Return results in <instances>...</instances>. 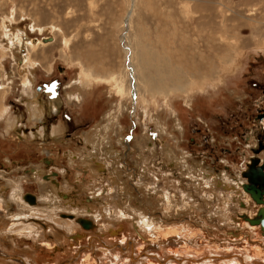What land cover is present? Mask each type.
Returning a JSON list of instances; mask_svg holds the SVG:
<instances>
[{
  "label": "rangeland",
  "instance_id": "1",
  "mask_svg": "<svg viewBox=\"0 0 264 264\" xmlns=\"http://www.w3.org/2000/svg\"><path fill=\"white\" fill-rule=\"evenodd\" d=\"M145 44H151L150 51L157 55L171 56V62L180 68L186 91L148 95L142 89L138 75ZM126 47L129 64L124 55ZM150 60L152 66L158 65L151 57ZM82 69L101 75L99 78L104 80L80 78ZM132 74L137 79L135 100L126 93ZM31 79L34 87L43 86L49 94L45 90L37 101L32 95ZM24 91L33 101L23 95ZM70 96L78 98L69 99ZM2 107L7 112L0 116V222L5 221L1 227L7 225V217L26 212L11 198V184L15 182L14 187L23 196L37 198L40 212L36 216L49 227L52 225L53 232L25 239H12L10 234L7 239L0 236V252L23 256L31 264H145V255L138 257L139 248L145 249V243L134 238L133 248L122 250V261L116 263L119 248L115 240L127 239L128 228L125 222L105 214L104 207L116 205L117 199L125 196L137 211L117 212L129 217L127 223H139V215L161 217V222L174 219L175 204L161 208L158 195L143 193V185L137 187L128 179L134 170L139 176V159L148 161L153 156L151 147L155 163L160 161L159 156H163L162 163L172 161L168 163L176 175L170 173L167 187L175 191L183 189L172 183L184 184L191 191V186L200 181L216 184L218 177L225 181L226 188L234 189L238 184L235 179H247L242 175L249 171L248 158L255 155L259 159L255 167L264 164L260 161L264 153L254 154L249 149L257 126L264 128V117L258 119V115H264V0H0V110ZM32 109L33 117L29 115ZM39 111L44 119H32L41 115ZM7 123H12L11 129ZM159 139L164 150L159 149ZM89 158L101 162L105 172L91 175L83 164ZM118 166L126 174V178H119L120 182L125 181L122 188L115 179ZM35 169L42 175L56 173L52 178L59 209L49 212L50 204L42 196L53 185L39 186L33 177ZM192 169L198 170V176L194 172L189 177ZM209 172L214 173L210 175L214 179L206 176ZM164 178L166 175L161 181ZM211 197L209 205L194 203L200 208L195 211L196 216L188 215L190 223L184 227H189L190 233L193 228L204 232L210 228L212 234L208 233L211 237L207 242L211 243L236 242L245 234L247 238L248 232H243L239 223L234 227L224 225L221 218H227L230 211H224ZM187 198L197 196L191 192ZM72 210L79 213L73 220H89L93 230L83 228L82 220L78 225L62 218L71 217L67 213ZM236 211L247 215L242 208ZM233 212L230 213L234 218ZM247 212L252 217L253 207H247ZM96 218L98 223L93 220ZM165 222L164 225L168 223ZM68 225L73 227L72 233L67 232ZM134 226L138 228L139 224ZM13 227L15 231L24 226L21 223ZM109 228L115 234L108 233ZM46 243L50 248L61 247V251L49 250ZM150 243L146 242L155 246ZM198 250L202 255L197 259L212 256V261L204 264H230L225 253L210 255L201 245ZM232 251L227 255L244 256L241 264H254L264 257ZM72 255L77 258L68 263ZM0 264L16 263L0 258Z\"/></svg>",
  "mask_w": 264,
  "mask_h": 264
},
{
  "label": "bare ground",
  "instance_id": "2",
  "mask_svg": "<svg viewBox=\"0 0 264 264\" xmlns=\"http://www.w3.org/2000/svg\"><path fill=\"white\" fill-rule=\"evenodd\" d=\"M128 17V16H127ZM126 17V18H127ZM126 18H125V22H126ZM29 43V42H28ZM31 45V44H30ZM151 47V48H150ZM142 48H143V50H144V52H143V59L141 58L140 59V61L142 60L143 62L140 64V69H139V75H138V78H139V80H140V85H142V89L143 90H145V91H147V94L149 95V94H151L152 93V95H154V94H161V95H169V94H171V93H173V94H175V93H180V92H183V91H186L187 90V88H186V86H184V84L181 82L182 81V78H181V71H180V68L178 69L177 67H175V64L174 63H172L171 62V59H170V55H168V56H166L165 57V55H157L156 54V51L154 52V51H150V50H152L153 48H152V46H151V44H145V45H143L142 46ZM124 49V55H125V58H126V60H127V62H128V64H129V61H130V55H129V52H128V49H127V47L126 48H123ZM170 56V57H169ZM148 57V58H147ZM150 57H151V59L152 60H154L156 63L158 62V65H155V66H152L151 64H150ZM132 58V57H131ZM89 62H91V61H89ZM152 62V61H151ZM161 64V65H160ZM152 66V67H151ZM151 67V68H150ZM81 73H83V75L80 73V78L82 77V78H85L86 80H89V81H101V80H104V79H101V78H99V77H102L101 75H94V74H92L91 73V71H89V70H86V71H84L83 69L80 71ZM134 72V70L132 71V73ZM113 75V74H112ZM109 76V75H108ZM136 81H137V79H136V77L134 76V74H132L131 75V77L129 78V86H127L128 87V91L126 92L127 94H129V96L130 97H132V99L133 100H135L136 99V97H135V94H138L137 92H138V88L135 86L136 85ZM80 82V81H79ZM185 84H187V83H185ZM137 88V89H136ZM78 92V91H77ZM24 94H26V93H28V91H24L23 92ZM72 98H76V100H77V98L78 97H69V99H72ZM161 132H162V130H161ZM159 141L161 142V140L159 139ZM143 148V147H142ZM159 149H160V146H159ZM161 149L162 150H164V146H162L161 147ZM166 149V148H165ZM167 150V149H166ZM109 151V150H108ZM149 154V153H148ZM151 155V154H150ZM170 155V154H169ZM115 156V155H114ZM164 156H166V157H168V154H166V152H165V155ZM173 156V155H172ZM176 156V155H175ZM112 157V156H111ZM110 157V158H111ZM150 157V156H149ZM163 157V156H162ZM108 158V157H107ZM109 158V159H110ZM116 157H114V159H115ZM148 158V157H147ZM113 159V158H112ZM169 159V158H168ZM183 159V158H182ZM181 159V160H182ZM164 161V160H163ZM165 162V161H164ZM169 162V161H168ZM172 162V161H171ZM171 162H169V163H171ZM94 163V166L92 167V168H95V170L97 171L98 170V168H99V170H101V168L98 166V164L96 163V162H93ZM172 164H175V163H172ZM137 167V166H136ZM89 168H90V165H89ZM172 168V167H171ZM184 168V167H183ZM258 168L261 170V168L260 167H256V168H254V167H252L251 169H252V171H256V170H258ZM117 169H119V171H118V174L116 175V177L117 178H115L116 180H118V186L120 187V188H122L123 187V184L125 183V181L124 182H120V179L121 178H126V174H125V172L123 173V169L121 168L120 169V167L118 166V168ZM136 169V168H135ZM186 169V168H185ZM194 169H192L190 172H192V173H188L189 174V176L191 177V176H193L195 173L194 172H196V170L195 171H193ZM93 171V170H92ZM102 171V170H101ZM122 171V172H121ZM138 171V170H137ZM38 172V171H37ZM98 172V171H97ZM197 172H198V170H197ZM196 172V176H198L197 173ZM136 173V172H135ZM181 173V172H180ZM262 173L264 174V172L262 171ZM36 174V173H35ZM125 174V175H124ZM226 174V173H225ZM2 175V174H1ZM0 175V176H1ZM91 175H92V173H91ZM95 175V174H94ZM202 175V174H201ZM209 175H213L214 176V174H208V178H209ZM218 176V175H217ZM35 177V176H34ZM142 177V176H141ZM200 177V176H199ZM223 177V176H222ZM37 178H39V177H37ZM120 178V179H119ZM207 178V177H206ZM211 178H213V177H211L210 176V179ZM243 178V177H242ZM241 178V179H242ZM42 179V178H41ZM214 179V178H213ZM244 180H245V178H243ZM205 180V179H204ZM237 180V179H236ZM235 180V181H236ZM194 182H197V180L195 179V180H193ZM208 181V180H207ZM212 181V180H211ZM216 181V184L215 183H213V181H212V183L211 182H209V183H207L206 184V188H208V189H211V190H213L214 191V193H212V195L214 196V201H216V202H218V204L221 206V204L224 202L223 200H224V193L220 190V188H225V190H226V185H224V182H222V180H221V178L219 179V177L218 178H216L215 180H214V182ZM246 182L242 185V189H243V191L248 195V197L250 198V200L253 202V205H251V206H253V210H254V216L253 217H249L248 215H249V213L247 212V215H245V214H243L242 216H241V218L243 219V221L245 222V224L247 223L249 226H252V227H257L258 229H259V231H260V234H261V236L263 237V239H264V235L262 234V228L260 227V225H259V223L257 222V224H250L249 223V221L250 220H258L259 218L257 217V212L262 208V206L260 205V204H257L252 198H251V196H250V194H249V190H247V188H245V186L246 187H248L249 185H254V189L255 190H259V188H260V186H258L255 182H254V180H248V179H246L245 180ZM38 183V182H37ZM40 183H42V182H40ZM202 182L200 181V184H201ZM238 183H239V181H238ZM196 185H194V187L198 190L199 188H198V186H202V185H200L198 182L197 183H195ZM199 184V185H198ZM13 185H14V183H13ZM42 185V184H41ZM40 185V186H41ZM203 185H205V183L203 184ZM239 185V184H238ZM241 185V184H240ZM46 186V185H45ZM44 186V187H45ZM113 186V185H112ZM237 186V185H236ZM108 187V186H107ZM117 187V186H116ZM140 187H141V185H140ZM184 187V186H183ZM127 188V187H126ZM16 189V188H15ZM67 189V188H66ZM112 189L114 190V188L112 187ZM184 189V188H183ZM230 189H232V188H230ZM230 189H228V190H230ZM46 190V189H45ZM147 191H150V189L149 188H147L146 189ZM154 190V189H153ZM227 190V191H228ZM235 190V189H234ZM237 190V189H236ZM235 190V191H236ZM47 191V190H46ZM111 191V190H110ZM117 191V190H116ZM113 192V191H112ZM121 192V191H120ZM155 192V191H154ZM188 192H190V191H188ZM233 192V191H232ZM237 192V191H236ZM240 192V191H239ZM239 192H237V194H239ZM20 193V192H19ZM50 195H49V200L48 201H50V203L51 204H53L52 205V207L53 208H58V206H59V203L57 202V197L56 196H54L53 194V192L52 191H50ZM144 193V192H143ZM198 193V192H197ZM241 193V192H240ZM111 194H113V193H111ZM120 193H117V195L118 196H120L119 195ZM147 194H149V193H147ZM158 195L159 197L157 198V199H159L158 201L161 203V205H162V207L161 208H164L165 207V205H166V203H167V201H166V199L169 201V198H168V196H169V193H167V194H155V193H152V194H150V196H152V195ZM114 195V194H113ZM113 195H110V196H113ZM241 195V194H240ZM46 196V195H45ZM109 196V195H108ZM115 196V195H114ZM123 196V195H122ZM181 196V195H180ZM203 196V195H202ZM235 196V195H234ZM237 196V195H236ZM16 197V196H15ZM19 197V196H18ZM27 197L28 196H25L24 198H26L27 199ZM103 197V196H102ZM184 197V196H183ZM264 197V196H263ZM19 198H21V197H19ZM29 198H31V197H29ZM111 198H113V197H111ZM122 199H123V202H121L120 203V200L119 199H117V203H116V206H117V208H118V210H120V209H122V211H129L130 212V208H128V205H129V201H130V199H127V197H125V196H123V197H121ZM120 198V199H121ZM239 198V197H238ZM37 199V198H36ZM161 199L164 201V202H161ZM182 199V198H181ZM188 199V198H187ZM17 200V199H16ZM27 200H29V199H27ZM183 200V199H182ZM181 200V201H182ZM236 200V199H235ZM244 200V199H243ZM242 200V201H243ZM262 200H263V198H262ZM2 201V200H1ZM17 201H19V200H17ZM47 201V200H46ZM133 201V200H132ZM180 201V202H181ZM23 202V201H22ZM29 202H30V200H29ZM31 202L32 203H34L33 202V198H31ZM244 202V201H243ZM37 203V202H36ZM169 204H172V203H170V202H168ZM185 203L187 204V202L185 201ZM240 203V202H239ZM250 203V202H249ZM6 204V203H5ZM49 204V203H48ZM61 204V203H60ZM169 204H167V205H169ZM174 204V203H173ZM180 205H184V204H181V203H177V204H175V209L174 208H172V209H174L175 211H174V213H173V218L174 219H172L171 221H169L168 223H166L165 221H163V222H165L166 224L164 225L163 224V222H161L160 220H161V217L159 218V217H156V218H153V217H144V216H141V215H139V218H140V221H139V226H138V228H135V227H133L132 229H131V231H130V228L131 227H129L127 224H123L125 227H127L128 228V237H130L131 239L132 238H134L136 241H137V239H139V240H143L144 242L143 243H145L144 245H145V249L142 247V248H139V250H140V256H138V257H140L141 258V255H142V253L145 255V264H202V262H204V263H206V262H211L212 261V258H210V257H212V256H207V255H203V258L202 259H197L200 255H202L200 252L198 253V248H191V247H189L188 245H186V243L184 244V242H182V241H179L178 240V238H180L179 236L182 234H185L187 231H189V227L188 228H185L184 227V225H186V224H188L189 222H183L184 220L183 219H181V218H183V217H185L184 219H188L187 217H188V215H190V214H188L187 212L189 211V209H186V211H185V213H182V211H184V210H180L181 208L179 207ZM191 205V203H188V205H186V207H188V206H190ZM218 205V206H219ZM160 206V205H159ZM104 207V206H103ZM23 208V207H22ZM33 208V207H32ZM49 208V207H48ZM115 208V209H114ZM124 208V209H123ZM180 208V209H179ZM184 208V207H183ZM189 208V207H188ZM218 208V207H217ZM240 208H242V209H244V210H246L247 211V208L246 207H244L243 205H241L240 206ZM252 208V207H251ZM26 209V208H25ZM34 209V208H33ZM114 209V210H113ZM113 209L112 208H110V207H108V206H105L104 207V212H105V214L106 213H108V214H111L112 216H114L117 220H118V222H126L125 220H123L122 221V218H121V216L117 213L118 211H117V209H116V207H114L113 206ZM168 209V208H167ZM221 209V208H220ZM237 209H239V207L237 208ZM52 210H54V209H52ZM222 210V209H221ZM256 210V211H255ZM31 209L29 208V206H28V208H27V212L29 213V214H31ZM55 211V210H54ZM173 211V210H172ZM240 211V210H239ZM243 211V210H242ZM135 212H137V211H135ZM220 212V211H219ZM131 213V212H130ZM132 213H134V212H132ZM20 214V213H19ZM27 214V213H26ZM79 213L75 210L74 212H73V214H71L70 216L72 217V219L71 220H68L69 222H73L74 220H73V218L75 217V215H78ZM119 215L118 217L120 218V219H118V217L117 216H115V215ZM193 214V213H192ZM238 214H240V213H238ZM242 214V213H241ZM240 214V215H241ZM38 215V214H37ZM194 215H195V212H194ZM22 216H24V215H22ZM52 216H54V215H52ZM96 216H97V214H96ZM27 218H24V219H22V218H19L18 219V221H9V222H7V225L6 226H3V227H1L2 225H4L5 224V221L4 222H1L0 223V236L1 237H3L4 239H7V236H8V234H10V237L13 239L15 236H17V237H21V236H23V238L24 237H28V236H30V237H39V234L41 233V232H43V231H45L46 233H44V234H47L48 232H53V228L50 226H48V224L47 223H45V222H43V220H42V222L46 225V227H44L43 228V226L40 224V226L39 227H41L42 226V230L38 227V225H39V222H38V220L37 221H34L33 219H32V217H34V216H32V214H31V216H26ZM228 217V216H227ZM17 218V217H16ZM35 218V217H34ZM54 218V217H53ZM66 218H70V217H67L66 216ZM110 218V217H109ZM219 218V217H218ZM15 219V218H14ZM97 219V218H96ZM114 219V218H113ZM221 219H224V218H221ZM67 220V219H66ZM94 220V219H93ZM115 220V219H114ZM219 220V219H218ZM181 221V222H180ZM186 221V220H185ZM229 221V220H228ZM128 222V221H127ZM138 222V221H137ZM22 223V225L24 226L23 228H21V229H18V230H12L14 227V225L16 226L17 224H21ZM229 223V222H228ZM241 224V223H240ZM62 225V224H61ZM190 225V224H189ZM247 225V226H248ZM12 226V227H11ZM92 226H93V224H92ZM102 226V225H101ZM248 226V227H249ZM10 227H11V230H10ZM94 227V226H93ZM93 227L91 228L92 230H93ZM190 227H191V225H190ZM229 227V226H228ZM234 227V226H233ZM246 227V226H245ZM107 228V227H106ZM67 229L69 230V232L70 231H72L73 230V227H71V225H68L67 226ZM255 229V228H254ZM10 230V231H9ZM108 230L109 229H107V232H108ZM253 231V230H252ZM130 232L133 234V235H130ZM26 233V234H25ZM114 234H115V232H113ZM43 234V233H42ZM49 234V233H48ZM187 234H188V232H187ZM199 234V233H198ZM253 234H254V232H253ZM41 235V234H40ZM55 235V234H54ZM64 235V234H63ZM78 235V234H77ZM45 236V235H44ZM49 236V235H48ZM147 236H150V239H147ZM259 236V235H258ZM37 237V238H38ZM55 238H56V240H57V237L56 236H54ZM183 237V236H182ZM261 237V238H262ZM44 238V237H43ZM71 238V237H70ZM80 238V237H79ZM144 238H146L145 240H144ZM149 238V237H148ZM188 238V237H187ZM186 238V239H187ZM25 239V238H24ZM40 239V238H39ZM50 239H51V237H50ZM72 239H74V237H72ZM121 240H120V242L122 243L123 242V244L125 245V248H126V250H131L132 248H133V246H134V244L132 243V242H128L127 244H125L126 243V239L125 238H120ZM252 239V238H251ZM71 240V239H70ZM91 240V239H90ZM119 240V239H118ZM260 240V239H259ZM13 241L14 240H11L10 242L13 244ZM32 241V240H31ZM62 241V240H61ZM72 241V240H71ZM89 243H90V241L89 240H87ZM151 242V243H153L155 246H148V244H146V242ZM262 241V240H261ZM64 242V241H63ZM82 242V241H81ZM119 242V241H118ZM117 242V243H118ZM181 242V243H180ZM198 242V241H197ZM224 242V243H223ZM222 243L221 242H213L214 244H220V248H222V250L223 249H227L228 247H227V243L225 242V241H223ZM58 243L60 244L61 242L58 240ZM84 243V242H83ZM103 243V242H102ZM150 243V244H151ZM79 244V243H78ZM198 244H200V243H198ZM223 244V245H222ZM45 246H46V248H50V245H49V243H46V244H44ZM64 243H62V248L64 247ZM70 245V247H72L73 246V244H69ZM123 245V246H124ZM44 246V247H45ZM58 246V245H57ZM94 246H95V244H94ZM117 246V245H116ZM143 246V245H142ZM158 246V248H156L155 249V247H157ZM197 246V245H196ZM206 246V245H205ZM235 247V246H234ZM45 248V249H46ZM236 248V247H235ZM243 248V247H242ZM249 248V247H248ZM255 248V247H254ZM253 248V249H254ZM13 249V248H12ZM11 249V250H12ZM50 249H52V250H54L55 252H60L61 251V247L59 248V246L58 247H51ZM49 249V250H50ZM59 249V250H58ZM202 250L203 249H206L208 252H209V254L210 255H214V253L215 254H219V256H224L225 254H226V256L225 257H230V255L228 256L227 254V252L224 250V251H222V252H220L221 254L222 253H225V254H223V255H221L220 253H218V251L216 250V252H215V248H214V250L212 251V250H210L211 249V247H206V248H201ZM247 249V248H246ZM245 249V250H246ZM86 250V249H85ZM94 250V249H93ZM149 250H152L153 252H155V254L157 255H152L153 253L151 252V251H149ZM232 250V249H231ZM239 250H241V249H239ZM244 250V249H243ZM248 250H250V249H248ZM10 251V250H9ZM13 251V250H12ZM15 251V250H14ZM22 252V251H21ZM50 252V251H49ZM73 252V251H72ZM109 252V251H108ZM139 252V251H138ZM148 252H151V255L150 254H147ZM263 252H264V250H263ZM16 253V252H15ZM83 253V252H82ZM122 253V252H121ZM249 253H251V252H249ZM19 254V253H18ZM24 254V253H23ZM90 253H88V255H89ZM253 254V253H252ZM93 255H94V253H93ZM130 255V254H129ZM50 256V255H49ZM76 256H78V255H76ZM95 256V255H94ZM121 256V255H120ZM120 256L119 255H115V259H116V263H119L120 261H122V259L120 258ZM131 256V255H130ZM249 256V255H248ZM23 256H16V254H11V255H8V253L7 254H5V253H1L0 252V258L1 259H3V260H6V261H11V262H13V263H16V264H31V262H28V260L27 259H23L22 258ZM79 257V256H78ZM88 257V256H87ZM239 259H240V255H238L237 256ZM243 257V256H242ZM261 257V256H260ZM75 258H77V257H75V256H73L72 255V257H71V259L68 261V263H71L72 262V259H75ZM80 258V257H79ZM91 258V257H90ZM123 258V257H122ZM94 259V258H93ZM136 259V258H135ZM135 259H132L133 260V262L134 261H138V260H135ZM138 259V258H137ZM167 259H168V261L169 262H167ZM214 259H218V258H216L215 256H214ZM221 259V258H220ZM223 259V258H222ZM231 259V258H230ZM27 260V261H26ZM67 260V259H66ZM77 260V259H76ZM86 260V259H85ZM194 260H197V261H194ZM35 261V260H34ZM80 261H82L81 259H80ZM144 261V260H143ZM230 261V264H232L233 263V261H231V260H229ZM259 261H262L263 263H264V257L263 258H259V260L256 262V263H254V264H262V263H260ZM73 263V262H72ZM203 263V264H204ZM225 263V262H224ZM63 264V263H62ZM64 264H67V262H65ZM93 264V263H92ZM115 264V263H114ZM120 264V263H119ZM226 264V263H225Z\"/></svg>",
  "mask_w": 264,
  "mask_h": 264
},
{
  "label": "crops",
  "instance_id": "3",
  "mask_svg": "<svg viewBox=\"0 0 264 264\" xmlns=\"http://www.w3.org/2000/svg\"><path fill=\"white\" fill-rule=\"evenodd\" d=\"M29 93V92H28ZM28 93H26V94H23L24 96H28L29 94ZM7 112V110L6 109H4L3 107L1 108V110H0V116H2V115H4L5 113ZM40 113H41V111H39ZM36 113H38V111L36 112ZM32 114V115H31ZM29 115L31 116V117H33V116H35V111L32 109V111L31 112H29ZM30 117V118H31ZM36 117H34V118H32V119H35ZM34 121V120H33ZM12 123H10V125H11ZM10 125H9V123H7L6 124V127H8V128H10L11 129V127H10ZM162 130V133L164 132V130L161 128L160 129V131ZM160 142V141H159ZM160 147H162V146H164L163 144H162V141L160 142V145H159ZM146 150V149H145ZM150 151L152 152V157H150L149 159H148V161L147 160H142V159H139V161H140V166H141V170L139 171V176H135V170H134V174H133V177H131V175L128 177V179H130L133 183H134V185H136L137 187H140V185H143L144 187H145V191H144V193H149V194H152V193H155V194H167V193H170V194H173V195H171V196H168V198H169V201H173V202H170V203H174V204H177V203H181V204H184L183 206L182 205H180L179 207L181 208V210H184V211H186V209H189V211L187 212L188 214H194V212L196 211V210H198V208H200L199 206H197L196 204H194V203H199L200 204V202H197V201H201V204H207V205H209L208 203L209 202H211V199H212V197H211V195H212V193H214V191L213 190H211V189H208V188H206V184L205 185H203V184H200V185H202V186H198V190L194 187V186H191L192 187V190L190 191V192H188L187 191V186H185L184 184L183 185H177V183L176 184H173L172 183V185H174L175 187H181L183 190L181 191V190H178V191H175V190H173V188L172 189H170L169 190V188L167 187V178H168V176H172V174H170V173H173V170L172 169H170V166H169V163H168V160L165 162V163H162L161 162V160L163 159L162 158V156H159V158H160V161L158 162V163H155L153 160H154V157H155V154L153 153V148L151 147V149H150ZM142 153V152H141ZM93 162H96L97 164H98V166L101 168V170H99V168H98V172L95 170V168H92L93 166H94V163ZM83 164H85L86 166H87V168L89 169V171H90V173H92V175H94V173L96 174V173H100V172H105V168H104V166H103V164L101 163V162H99V161H95L93 158H89V159H85L84 161H83ZM89 165H90V168H89ZM93 165V166H92ZM178 165V164H177ZM183 168V167H182ZM185 168V167H184ZM81 170H83V169H81ZM93 170V171H92ZM118 171H119V169H117ZM38 171V172H37ZM183 171H187V169H185V170H183ZM183 171H181V173L183 172ZM32 172H34V175H33V177L35 178V180L38 182V185L40 186L41 184V186L42 187H44L45 185H47L48 183H51L53 186H52V188H51V190H45L46 191V193H45V195L44 196H42V199L43 200H47V202L50 204V206H48L47 208H48V210H49V212H53L54 210H56V209H59V207L58 208H53L52 207V205L53 204H51L50 203V201H48L49 200V195L51 194L50 193V191H52L54 194V196H56V193L54 192V188H55V186H54V179L52 178V176H55L56 175V173H52V174H49V175H42V173H40L39 172V169L38 170H32ZM31 172V173H32ZM81 171H78V173H80ZM94 172V173H93ZM174 172H177V170L175 169V171ZM36 173V174H35ZM85 173H87V171L85 172ZM161 173H163V175L161 174ZM140 174H142V175H140ZM0 175H1V173H0ZM164 175H166V179L164 178L162 181H161V179L160 178H162ZM176 174L175 173H173V177L175 176ZM4 176H6V174L4 175ZM96 176V175H95ZM107 176H109V175H106V177ZM140 176H143L144 178H143V183L141 184V177ZM206 176H208V174H206ZM210 176V175H209ZM37 177H39V178H37ZM50 177V178H49ZM190 177V176H189ZM42 178V179H41ZM42 180H43V183L45 184H43V183H40V182H42ZM236 180V179H235ZM47 181V182H46ZM193 181V180H192ZM239 181V179H237L236 181H235V183L236 182H238ZM163 182V183H162ZM194 182V181H193ZM13 183H14V185H15V182H12V186H13V193H12V195H11V198L16 202V203H18V204H20V206L21 207H23V209L24 210H26V212L24 213V214H21V215H17V214H13L12 216H10V219L7 217L6 218V221L7 222H13L14 220L15 221H18V219L19 218H22V219H24V218H27L26 216H31V214H32V216H34V217H32V219L34 220V221H37L38 220V222H39V225H38V227L40 226V224L43 226V228L44 227H46V225L43 223V222H41L42 220H40L36 215L37 214H39V212H40V209L39 208H37V206H38V204H36V202H37V199H36V197H34L33 195H31V196H29V195H27L28 197H31V198H33V202L34 203H32V202H29V200H27L28 199V197H27V199L26 198H24L25 196H23L22 194H21V191L19 190V188L16 186V187H14V185H13ZM195 183V182H194ZM239 184V185H238ZM238 184H236L235 185V187H234V189L237 191V192H239V194H237V192L233 189V187L231 186H229V187H227L226 188V190H225V188H220V190L224 193V202H223V204H221V206L219 205V207H222L223 206V208H224V211H225V209H226V211H228L229 210V207H230V205H233V206H235V209L237 210V208L239 207V209H240V206L241 205H243L244 207H253V206H251V205H253V202L250 200V198L248 197V195L243 191V189H242V187L240 186V182L238 183ZM95 185V184H94ZM199 185V184H198ZM184 186V187H183ZM16 188V189H15ZM45 188V187H44ZM147 188H149L150 189V191H147L146 189ZM171 188V187H170ZM230 188H232V189H230ZM153 189H154V191H153ZM228 189H230V190H228ZM135 190L136 191H138V189L137 188H135ZM228 190V191H227ZM232 191H234V192H232ZM20 192V193H19ZM192 192V194H194L195 196H197V198L195 199V198H191V199H187V195H190V193ZM198 192V193H197ZM101 193H103V191L101 192ZM139 193V192H138ZM241 194V195H240ZM181 195V196H180ZM203 195V196H202ZM235 195V196H234ZM237 195V196H236ZM16 196V197H15ZM21 197V198H19V197ZM184 196V197H183ZM57 197V196H56ZM239 197V198H238ZM183 200H182V199ZM19 200V201H17V200ZM104 199V198H103ZM236 199V200H235ZM244 199V200H243ZM2 199H0V201H1ZM119 200H120V202H123V200H122V198L120 199L119 198ZM182 200V201H181ZM244 202H243V201ZM23 201V202H22ZM166 201H167V203L166 204H169L168 202V200L166 199ZM181 201V202H180ZM185 201L187 202V204L185 203ZM161 202H164L162 199H161ZM203 202V203H202ZM228 202V203H227ZM240 202V203H239ZM250 202V203H249ZM188 203H191V205L190 206H188V207H186V205H188ZM172 204H170V205H172ZM108 205V204H107ZM206 205V206H207ZM28 206H29V208L32 210L31 211V214H29L28 212H27V208H28ZM113 206L114 207H116V209H117V211H119L118 210V208H117V206L116 205H110V208H112L113 209ZM34 209H33V208ZM184 207V208H183ZM197 207V208H196ZM26 208V209H25ZM128 208H130L131 210H133L132 209V207L130 206V204L128 205ZM179 208V209H180ZM52 209H54V210H52ZM115 209V208H114ZM113 209V210H114ZM210 210L212 209V208H209ZM217 207H216V214H217ZM75 210H72V213H67V214H69V215H71V214H73V212H74ZM77 211V210H76ZM105 211V210H104ZM134 211V210H133ZM230 211V210H229ZM256 211V210H255ZM135 212V211H134ZM27 213V214H26ZM246 214H247V211L245 212ZM26 214V215H25ZM120 216H121V218H122V220H125L126 222V224L129 226V227H131L132 225V227L130 228V231H131V229L133 228V227H135L134 225L135 224H138V223H136V222H133V223H127V221L129 220V217L128 216H126V215H121L120 213H118ZM211 214H213V215H215V212L214 213H211ZM252 214L254 215V212H252ZM252 214H251V216H252ZM22 215H24V216H22ZM119 215H115V216H119ZM196 216V215H195ZM226 216H228L227 218H225V219H222V222L224 223V225H230V226H233V224H235L236 222H237V224H238V221H233V219L234 218H231L232 217V213H228ZM17 217V218H16ZM47 217V216H46ZM67 217H68V215H67ZM15 218V219H14ZM62 218L63 219H65L66 217H63L62 216ZM211 218H212V216H211ZM67 219H69V220H71L72 219V217H70V218H67ZM118 219H120L119 217H118ZM184 219V218H183ZM219 219V218H218ZM218 219H217V222H218ZM83 221V222H81V223H83L84 224V226L80 223V225H82L83 226V228H85V229H88V230H90L93 226H92V222H89V220H86V219H77V220H74L73 222L74 223H76V224H78L80 221ZM186 220V221H185ZM210 221L212 220V219H209ZM220 220V219H219ZM229 220V221H228ZM94 221L95 222H97L98 220L97 219H94ZM1 222H4V220H2ZM0 222V223H1ZM166 222H169V221H166ZM183 222H189V220L188 219H184V221ZM229 222V223H228ZM98 223V222H97ZM190 223V222H189ZM79 225V224H78ZM239 225L240 226H243V232H248L247 234H248V237L246 238V234H245V236H243V237H240V239L241 240H239V241H236V242H234V240H231V242H226L227 243V249H223L222 250V248H220V244H214V243H211V242H207V240H208V238L209 237H211L210 236V234H208L209 232H211V230H210V228H207V231H203V230H200L199 228H196V229H192V232L190 233V231H187L188 232V234H187V232L185 233V234H181L179 237L180 238H178V240L179 241H182V242H184V244L186 243V245H188L189 247H196V248H198L199 247V245H201V248H206V247H211V249L210 250H213L214 248H215V252H216V250L218 251V253H220V252H222V251H226L228 254L229 253H231V252H233L232 250L233 249H235V250H239V249H241L240 251H242L243 249V251L245 252V254H246V252L247 253H249V252H251V253H253V255L254 256H256L257 254H261L262 256H264V254H263V250H264V239H263V237L261 236V234H260V231H259V229L257 228V227H252V226H249L247 223L245 224V222H243L242 224H240L239 223ZM249 227H248V226ZM42 226L41 227H39L41 230L43 229L42 228ZM246 226V227H245ZM94 228V227H93ZM255 228V229H254ZM45 229V228H44ZM209 229V230H208ZM53 230V229H52ZM253 230V231H252ZM115 232L113 229L111 230V228H109V230H108V233L109 232ZM44 233H46L45 231H43ZM68 233H72L73 232V230L72 231H70L69 232V230L67 231ZM253 232H254V234H253ZM199 233V234H198ZM211 234H212V232H211ZM216 236H217V233H214ZM259 235V236H258ZM53 236H55V235H53ZM85 236H87V234H85L84 235V237ZM183 236V237H182ZM127 237H128V235H127ZM188 237V238H187ZM262 237V238H261ZM55 238V237H54ZM187 238V239H186ZM252 238V239H251ZM90 237H88V239L87 240H89L90 241ZM119 238H116V240H115V242H116V244H115V246L116 247H118L119 248V254H117V255H119L120 256V254H121V251L123 250V251H126V248H125V245L123 244V243H121L120 242V239L118 240ZM260 239V240H259ZM218 240V239H217ZM262 240V241H261ZM119 241V242H118ZM195 241V242H194ZM198 241V242H197ZM242 243H241V242ZM118 242V243H117ZM128 242H132V240H131V238L130 237H128L127 239H126V243L125 244H127ZM181 243V242H180ZM198 243H200V244H198ZM88 244H89V242H88ZM120 244V245H119ZM122 245V246H121ZM124 245V246H123ZM197 245V246H196ZM206 245V246H205ZM223 245V244H222ZM257 245H259V246H257ZM236 248H235V247ZM121 247H123V248H121ZM243 247V248H242ZM249 247V248H248ZM255 247V248H254ZM56 248V247H55ZM247 248V249H246ZM254 248V249H253ZM232 249V250H231ZM246 249V250H245ZM248 249H250V250H248ZM59 250V249H58ZM127 251H129V250H127ZM220 251V252H219ZM242 251V252H243ZM221 254V253H220ZM241 254V253H240ZM239 254V255H240ZM238 256V254H235V255H231L230 256V258H231V261H233V260H235V261H233V262H237V263H239V261H240V263L239 264H241V262H243V257H240V259L237 257ZM122 256H120V258H121ZM246 257V256H245ZM247 258V257H246ZM242 260V261H241ZM167 262H169L168 261V259H167ZM203 263V262H202ZM256 263V262H255ZM186 264V263H185Z\"/></svg>",
  "mask_w": 264,
  "mask_h": 264
},
{
  "label": "flooded vegetation",
  "instance_id": "4",
  "mask_svg": "<svg viewBox=\"0 0 264 264\" xmlns=\"http://www.w3.org/2000/svg\"><path fill=\"white\" fill-rule=\"evenodd\" d=\"M33 79H34V77H33ZM33 79H31L32 80V85H33V88H32V91H33V93H32V95H34V97H36L37 98V101L39 100V94L40 93H44L45 92V88L43 87V86H36V87H34V83H33ZM47 91V90H46ZM35 93H38L37 95H35ZM47 93H48V91H47ZM49 94V93H48ZM48 96V95H47ZM27 98V97H26ZM28 99V98H27ZM29 101H33V99H32V97L31 98H29L28 99ZM27 100V101H28ZM36 101V102H37ZM35 102V101H34ZM40 102V101H39ZM43 113V112H42ZM42 113H41V115H39V117H37L36 116V120H43L44 119V114L42 115ZM21 116V118L23 117V116H25V115H20ZM264 117V115L262 114H260V115H258V119H262ZM255 119H257V117H255ZM256 121V120H255ZM257 122H258V120H257ZM263 124H264V121H263ZM258 127V129H256L255 130V133H253V139H254V141H253V144H252V146L249 148L250 150H252V152L254 153V154H258V153H264V128L263 127H260V126H257ZM261 128V131H259V129ZM246 139V138H245ZM247 140V139H246ZM253 154V155H254ZM264 158H263V156H262V158L260 159V161H262V162H264V160H263ZM249 162L248 163H246V169H249V171L248 170H245V172H243V175H245L246 174V172L248 173V172H251L252 171V167H254V168H256L255 167V164L259 161V159L254 155V157H250V158H248L247 159ZM262 166V168H263V166H264V164L263 165H261ZM261 166H257V167H261ZM258 170H260L259 168H258ZM258 170H256V171H258ZM264 172V171H263ZM241 173V172H240ZM239 173V174H240ZM207 174H210V172L209 173H207ZM214 174V173H213ZM241 175V174H240ZM242 175V176H243ZM250 175H251V173H250ZM241 176H239L238 177V179L240 180L239 182H240V186L242 187V185L246 182L245 180H243V178H242V180H241V178H240ZM243 181V182H242ZM123 200V199H122ZM229 210H230V212H231V210H233L234 212V219H233V221H238V223H243L244 221H243V219L241 218V216H242V214L240 215V214H238V212L235 210V206H233V205H230V207H229ZM238 210V209H237ZM254 215L252 214V217H253ZM231 218H233V217H231ZM193 223V222H192ZM194 225H196L195 223H193Z\"/></svg>",
  "mask_w": 264,
  "mask_h": 264
},
{
  "label": "water",
  "instance_id": "5",
  "mask_svg": "<svg viewBox=\"0 0 264 264\" xmlns=\"http://www.w3.org/2000/svg\"><path fill=\"white\" fill-rule=\"evenodd\" d=\"M261 170L258 171H251L246 173L245 176L249 181L250 180H254V182L260 186L259 190H255L254 189V185H249L248 187L245 186V188H247V190H249V194L251 196V198L257 203L260 204L262 206V208L257 212V217L259 218L258 220H250L249 223L250 224H257V222L259 223L260 227L262 228V234L264 235V174L262 173L263 168L262 166L260 167ZM251 173V175H250ZM260 176V179L257 177ZM263 198V200H262ZM31 202V199H30Z\"/></svg>",
  "mask_w": 264,
  "mask_h": 264
}]
</instances>
